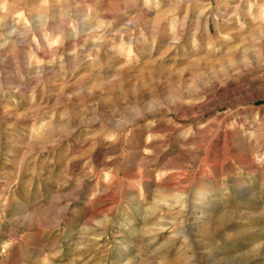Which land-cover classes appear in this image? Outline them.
Returning <instances> with one entry per match:
<instances>
[{
  "label": "rangeland",
  "instance_id": "rangeland-1",
  "mask_svg": "<svg viewBox=\"0 0 264 264\" xmlns=\"http://www.w3.org/2000/svg\"><path fill=\"white\" fill-rule=\"evenodd\" d=\"M0 264H264V0H0Z\"/></svg>",
  "mask_w": 264,
  "mask_h": 264
}]
</instances>
